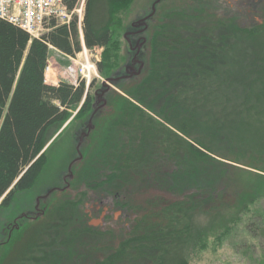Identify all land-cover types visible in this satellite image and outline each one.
I'll return each mask as SVG.
<instances>
[{
	"label": "trees",
	"instance_id": "16d2710c",
	"mask_svg": "<svg viewBox=\"0 0 264 264\" xmlns=\"http://www.w3.org/2000/svg\"><path fill=\"white\" fill-rule=\"evenodd\" d=\"M166 1L143 34L142 73L119 84L126 95L108 97L97 112L100 128L83 146L71 189L48 202L65 196L47 205L65 220L40 226L15 255L7 213L38 182L55 132L71 120L65 132L81 134L95 94L94 81L46 82L52 47L70 56L82 51L77 17L52 20L39 38L0 17V264H58L76 238L108 234L88 225L67 233L69 240L61 236L95 197L132 214L130 230L114 246H90L98 258L79 256L76 264H189V249L222 247L241 227L264 245V12L245 21L196 5L205 0L179 9L168 0L163 9ZM76 2L68 0L69 8ZM132 2L86 0L81 27L87 48L104 49L101 74L129 57L117 14ZM251 214L258 222L245 220Z\"/></svg>",
	"mask_w": 264,
	"mask_h": 264
},
{
	"label": "rangeland",
	"instance_id": "374dc122",
	"mask_svg": "<svg viewBox=\"0 0 264 264\" xmlns=\"http://www.w3.org/2000/svg\"><path fill=\"white\" fill-rule=\"evenodd\" d=\"M154 2L155 0H133L129 10L123 11V9H120L118 11L117 14L118 18L120 17V14H122L121 15L122 17L119 18L121 25L118 26L117 29V36L119 37L120 42H122L121 43L122 49L123 47L124 49L129 48V44L125 43L127 42V40H125L127 39L125 34L128 30V26H130L132 22L138 20L144 15L149 14L151 12L152 5ZM169 2L170 1L168 0L164 2L162 8L164 9V7H168ZM190 2L191 1L189 0H181V1L177 0L175 7H177V9H179L180 7L186 8L188 7V3ZM259 2L260 0H205L204 2L203 1L197 2L196 5L203 6L202 4L206 3L208 7L214 8V11L219 15H224L229 17L238 14L240 20L260 21L261 15L264 12V10H262L264 9V7L262 6V9H260L261 6L256 7L255 4ZM193 3L194 2H191V5H193ZM158 5L159 8L161 4L159 3ZM79 27H80V39L82 41L83 38V43L85 44L82 27L81 26ZM82 50H83V46H82ZM103 50L104 49L97 48L96 51H94V54L99 55L100 60H102ZM140 58L145 61V56L143 55V53L140 54ZM127 60L121 62L122 64L121 67L125 66ZM49 64L51 66L49 70L46 69V79H47L46 82L52 84L51 83L52 81H56V76L59 80L66 81L64 76L67 74V68L69 67V62H67L63 58V55L60 52L58 51L55 52L54 49H51L48 66ZM116 70H114V72L108 70V72L101 74L99 72V69H97V74L95 76L93 74V79L91 81V83L94 81V86L91 89V94H93L96 90H99L103 86L107 78L115 74ZM122 70H124V68ZM134 80H137V78H135ZM59 83L60 82H58V84ZM121 84L124 83L122 82ZM121 86L122 85H117L116 83H113L112 87L110 88L111 92H109V95L107 97L110 96L113 97L112 95L114 94L126 95L121 91ZM116 97L118 98V96ZM115 99L116 98H112L110 100L112 102H110L109 105H113L114 103H116ZM76 111L77 110L73 112L74 115H76L77 113ZM112 118H114V116ZM70 121L71 120H69L61 129L55 132L53 139H51V141L46 146L45 150L46 149L48 150L47 151L48 163L36 185L32 189L27 190L21 195H19L7 213V215H9L8 218L10 219L9 222L11 228L9 234H12L14 239H16V244L14 245L13 248H11V252L12 254L14 253V255L19 251V249L21 251L22 248L19 247L22 243L28 241V239H31L30 237H32L33 235L36 236L35 233L40 229L39 228L40 226L49 223L51 220H56L59 222L65 220L64 218H66L59 213H55V212L52 213V211L51 213H49L47 211L44 214H41V216L39 217L38 214L34 215L36 216V218L38 217L37 218L38 220L35 221L36 223L32 224V222H30L28 218L23 219L20 218V216L24 213V211L34 210L38 197L43 195L49 188L58 185L60 183L68 161L73 157L74 153L76 152L75 147L78 139V136L76 135L79 134L78 132H76V130L71 131L70 129L65 132V130L67 129L66 126ZM88 121L89 119L84 120L85 126L87 125ZM100 124H101L100 121H94V125H96V129L94 130L95 132L93 131L94 133L98 131V129L100 128ZM94 146L95 144H93L92 147ZM86 153H88V151ZM237 165L243 167V165L241 164H237ZM246 168L250 170L249 167ZM60 195L61 194L59 195L57 194L55 200L62 199L63 197H65L63 195L61 196ZM55 200L53 198L51 200L52 202L48 206L52 207L56 203ZM91 208L92 207L90 206L89 203L84 202L82 207V210L84 212L80 214V216L78 217L75 216L74 221L68 222L67 227L61 228L62 230L60 229L61 236H63V240H69L68 234L70 232L74 233L77 231V229H82L84 226L89 225L90 217L87 215V212L91 211ZM253 209L255 210V207ZM121 211L122 210L120 209L115 210L113 212L114 214L112 213L113 214L112 217H110L109 220L107 221L106 226L102 228L103 230L109 231V233L105 234V236H102L100 237V239H98L99 237H95L90 234L82 235V237L76 238L71 245L67 244L66 247H63L62 248L63 251H61L60 253L63 259L58 264H76L79 256H81L80 261L89 263L96 260L100 255L98 252L90 249L89 248L90 246L93 247L99 246L98 249L114 246V243L116 244V242L119 240L121 235H123L122 232H120L121 230L119 228L120 224H122L121 223L122 215L120 213ZM92 216L94 219L99 217L96 215V212H94ZM245 220L247 222L256 221L258 220V218H255V215L251 214ZM92 223L91 225H96L99 224L100 221L97 220V221H93ZM242 224L243 222L241 223V225ZM93 230L99 231L101 229H93ZM237 230L239 232L235 234V237H233V239L228 240L225 243L226 245L224 244L225 246L223 245L222 247L221 246L218 247L216 245L210 244L207 248L203 250H201V248L193 249V250L189 249L188 251L189 264H264V245L259 243L257 239H252L248 237L250 233L245 231L244 227L237 228ZM79 241L84 243H81ZM2 255L3 254L1 253V256Z\"/></svg>",
	"mask_w": 264,
	"mask_h": 264
},
{
	"label": "built area",
	"instance_id": "2783aa9c",
	"mask_svg": "<svg viewBox=\"0 0 264 264\" xmlns=\"http://www.w3.org/2000/svg\"><path fill=\"white\" fill-rule=\"evenodd\" d=\"M68 0H0V17L27 31L32 37L39 38L51 29V21L57 24H70L74 17L81 26L86 0H77L73 9L69 8ZM83 40V38H82ZM96 49H89L83 43V50L75 56L63 54L69 62L67 82L78 84L85 81L89 86L97 74L100 57L94 54ZM50 64L47 68L49 70ZM57 81L59 80L56 76ZM47 81V79H46Z\"/></svg>",
	"mask_w": 264,
	"mask_h": 264
},
{
	"label": "flooded vegetation",
	"instance_id": "af4514ba",
	"mask_svg": "<svg viewBox=\"0 0 264 264\" xmlns=\"http://www.w3.org/2000/svg\"><path fill=\"white\" fill-rule=\"evenodd\" d=\"M140 30H141V28L140 27H138V28H136V27H132V26H130L129 28H128V30H127V32H128V34H127V42H128V44H129V52H130V54H129V59L127 60V62H126V64H125V66H123L121 69H119V70H116L115 71V76L116 77H120V76H123V75H126L127 74V72H126V66L127 65H129L130 66V69H129V71L130 72H133L134 70H136L137 68H138V66H139V63L137 62V63H135V55H136V52H137V49H131V46H130V43H129V41L132 43V46L133 47H136L137 46V44H138V41L139 40H142V36H143V34L144 33H142V32H140ZM143 49V48H142ZM141 52H142V50L139 52V54H138V56H139V58H140V54H141ZM141 59V58H140ZM134 63V64H133ZM124 68V70H122ZM133 78H136L135 76L134 77H131V78H122L119 82H117L116 84L117 85H119V84H121L122 82H125V81H131ZM96 91H98V90H96ZM96 91L94 92V94L96 93ZM109 92H111V90H109ZM109 92L107 93V96L109 95ZM108 98V97H107ZM95 100H96V94H95ZM108 105V104H107ZM104 109H107V107H104L103 109H101V110H104ZM100 111V110H99ZM96 129V125L94 126V128L92 129V131H91V133L94 131ZM87 130V127L85 126V128L81 131V132H83V131H86ZM91 133H90V135H91ZM79 135L80 134H77L76 136H78V139H77V142H78V140H79ZM89 135V136H90ZM89 136H88V138H89ZM88 138H86L85 139V141L83 142V145H82V153H83V146H84V144H85V142L87 141V139ZM77 142H76V145H77ZM76 148V147H75ZM76 153V155L75 156H73L72 158H71V160L69 161V163H68V165H67V167H66V169H65V171L63 172V175H62V178H61V181H60V183L58 184V185H55V186H53V187H51V188H49V189H56L52 194H51V196L49 197V199H47V200H43V199H40L39 201H37L36 202V204H35V208H34V210H30V211H24V213H26L28 216L27 217H24V218H28L29 220H35V221H37L38 219V217L39 216H41V214H44L46 211H47V209H48V207H47V205H48V202L50 201V199H51V197L53 196V194H55V193H62L63 194V192L65 191V189L67 190H70L71 189V187H72V182L75 180V166H76V164H74L73 165V168H72V170H73V177L72 178H70L69 176H68V170H69V165H70V163L76 158V156H77V151L75 152ZM84 160V154H83V159H82V161ZM70 188V189H69ZM48 189V190H49ZM59 189H61V190H59ZM47 190V191H48ZM46 193V192H45ZM42 196V195H41ZM40 197V196H39ZM38 197V198H39ZM98 199V198H97ZM96 199V197L94 198V200L92 199V201L89 203L90 204V206L92 207L91 208V211H89V212H87V215L90 217L89 218V226L90 227H92V228H94V229H101V231H104V232H109L108 230H103L102 228H104L105 226H106V223H107V221L109 220V218L110 217H112V215L114 214L113 212L115 211L114 210V207L112 206V205H108V203L105 201V200H107V199H103V200H97ZM116 210H119V209H116ZM121 210V209H120ZM101 211V212H100ZM94 212H96V215L97 216H99V217H97L96 219H94L93 218V213ZM23 213V214H24ZM113 213V214H112ZM121 213V215H122V224H120V226H119V228H120V232H122V234H124V235H126V232L127 231H129L130 230V226H131V221H132V216L130 215V214H128V213H126V212H124L123 210L120 212ZM37 214H40L37 218H36V216H34V215H37ZM99 214V215H98ZM23 218V219H24ZM36 218V219H35ZM97 220H99L100 221V223L99 224H96V225H91V223L93 222V221H97ZM119 220V219H118ZM18 222V221H17ZM119 222V221H118ZM117 222V223H118ZM93 224V223H92ZM17 225H18V223H17ZM117 225H119V224H117Z\"/></svg>",
	"mask_w": 264,
	"mask_h": 264
},
{
	"label": "water",
	"instance_id": "95a60500",
	"mask_svg": "<svg viewBox=\"0 0 264 264\" xmlns=\"http://www.w3.org/2000/svg\"><path fill=\"white\" fill-rule=\"evenodd\" d=\"M162 0H155V2L153 3L152 5V9H151V12L149 14H146L144 15L143 17L139 18L138 20L132 22L131 26L132 27H140L141 30L140 32L142 33H145L146 30L148 29L149 27V23L148 21L155 15L156 11H157V5L161 2ZM127 34L128 32H126L125 36L127 37ZM147 42V38L146 36H142V40H139L138 41V44L136 47H133L132 46V43L129 41L130 43V46H131V49H137V52H136V55H135V63H139V66L136 70H134L133 72H130L129 69H130V66L127 65L126 66V72L127 74L126 75H123V76H120V77H116L115 74L110 76L109 78H107V80L104 82L103 86L98 90L96 91V100H95V109L86 125L87 127V130L86 131H83L81 132V134L79 135V140L77 142V145H76V151H77V156L76 158L70 163L69 165V170H68V176L70 178L73 177V165L82 161L83 159V153H82V145H83V142L85 141L86 138H88V136L90 135L92 129L94 128V119H95V115L97 114V112L101 109H103L104 107L107 106L108 104V98H107V93L109 92L110 88L112 87V84L113 83H117L119 82L122 78H131V77H137L139 76L144 67H145V61L140 59L138 54L139 52L142 50L143 46L146 44ZM134 64V63H133ZM45 151V150H44ZM43 151V152H44ZM56 189H49L48 191H46V193H44L42 196H40L37 201H39L40 199H43V200H47L51 194L55 191ZM61 190V189H59ZM40 214H38L39 216ZM28 215L26 213L22 214L20 216V218H24V217H27Z\"/></svg>",
	"mask_w": 264,
	"mask_h": 264
},
{
	"label": "crops",
	"instance_id": "0c3cea01",
	"mask_svg": "<svg viewBox=\"0 0 264 264\" xmlns=\"http://www.w3.org/2000/svg\"><path fill=\"white\" fill-rule=\"evenodd\" d=\"M53 49L55 50V52H57V51L60 52L59 50H57V49H55V48H53ZM60 53H61L62 55L64 54V53H62V52H60ZM66 61H67V60H66ZM67 62H68V61H67ZM58 82H59V81L56 80V81H52L51 83H52V85H58Z\"/></svg>",
	"mask_w": 264,
	"mask_h": 264
}]
</instances>
